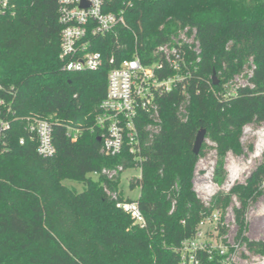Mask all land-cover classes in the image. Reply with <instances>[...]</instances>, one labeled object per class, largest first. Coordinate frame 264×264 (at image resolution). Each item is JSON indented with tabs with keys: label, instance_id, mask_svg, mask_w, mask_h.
<instances>
[{
	"label": "trees",
	"instance_id": "obj_1",
	"mask_svg": "<svg viewBox=\"0 0 264 264\" xmlns=\"http://www.w3.org/2000/svg\"><path fill=\"white\" fill-rule=\"evenodd\" d=\"M12 4L0 15V100L18 118L49 120L56 154L43 159L32 142L19 145L23 132L16 125L10 151L0 158V264H186L179 247L214 213L215 233L226 235L224 217L233 198L236 243L264 255V242L247 237L245 218L264 198V154L243 183L221 190L208 205L192 185L203 155L192 150L200 130L216 146L212 181L221 187L226 155L243 154L242 128L264 124V0H134L127 12L130 30L97 37L91 49L101 52V67L80 72L67 71L59 61L56 0ZM185 25L198 31L199 61L194 54L187 58L189 103L179 92L162 98L160 131L143 142L140 178L129 183L140 188L135 200L145 220L140 227L107 194L123 200L120 173L113 179L93 177L104 168L135 165L127 151L114 158L100 152L96 116L108 72L131 58L134 33L145 58ZM252 66L253 88L239 87L235 96L224 97V84ZM69 129L76 141L66 135ZM66 181L82 191L65 186ZM197 253L198 264L223 259L216 250Z\"/></svg>",
	"mask_w": 264,
	"mask_h": 264
},
{
	"label": "built area",
	"instance_id": "obj_2",
	"mask_svg": "<svg viewBox=\"0 0 264 264\" xmlns=\"http://www.w3.org/2000/svg\"><path fill=\"white\" fill-rule=\"evenodd\" d=\"M14 1L0 0V15L10 10ZM133 5L134 0H56V16L60 27L59 61L63 67L71 72L98 70L102 64V54L100 51L91 49L95 39L114 34L117 29L130 30L127 12ZM133 45L131 58L121 61L107 74V90L99 105L96 128L100 135V152L114 158L127 151L135 163L130 169H138L141 173L139 164L143 157V142L160 131L159 111L162 98L179 92L186 103H189L186 88L190 83L192 72L187 58L189 54H194L198 62L200 47L198 31L189 25L179 27L165 42L155 46L145 58H142L141 44L135 33ZM113 61L111 59L110 63ZM253 69L254 66L246 73L224 84L222 95L226 98L233 97L239 87L252 89L253 86L249 84L248 79L252 78ZM181 112L185 113L184 110ZM16 125H18V131L23 132L18 139L19 145L23 146L26 142H32L35 153L43 159L51 158L56 154L52 136L53 125L49 120L34 117L18 118L11 107H6V103L0 100V158L10 151L9 142L16 130ZM70 132L71 129L66 135L72 141H76V136L71 135ZM241 132V145L249 134L256 136L247 164L256 158L262 159L264 124L257 127L245 125ZM125 170L121 165L113 171L104 168L100 173H94L93 177L98 178L103 175L113 179L118 173L121 177V173ZM203 171V176L199 171L194 172L192 185L197 198L207 205L221 190L228 192L236 184L240 174L239 169L230 164L228 172L231 184L219 187L212 181L214 166L209 170L204 168ZM140 173L135 178H140ZM231 173L235 174L232 178H230ZM107 194L117 208H121L130 216L135 225L145 226V220L136 201L128 202L124 198L118 200L115 193L107 192ZM232 201L238 207L234 198ZM211 218L199 225L194 239L184 241L179 247L178 253L182 263L198 264L197 252L204 251L211 254L213 250H216L223 257L221 264H238L236 261L240 259L236 256L238 254L236 249L241 246L230 245L226 241L228 248L224 243L217 246L206 240L205 225L214 222L216 226L219 220L217 213H214ZM229 249L232 250V254L228 253ZM241 250L244 262L264 264V255H252L245 246H242Z\"/></svg>",
	"mask_w": 264,
	"mask_h": 264
},
{
	"label": "rangeland",
	"instance_id": "obj_3",
	"mask_svg": "<svg viewBox=\"0 0 264 264\" xmlns=\"http://www.w3.org/2000/svg\"><path fill=\"white\" fill-rule=\"evenodd\" d=\"M256 140V136H252L249 134L247 136V139L242 145V149H244L243 154L234 155L232 153H229L226 155L225 158V166L227 170V178L225 181V186L226 184H231L229 181V172L228 168L230 164L235 165L239 171V179L237 183H243L245 179L250 175L252 171L255 170L256 165L260 162L261 159L256 158L253 160L250 164H247V161L249 160L251 154H252V149H249V146H254V142ZM203 155L199 159V161L196 164V169L195 171L201 172V176L204 175V168L207 170L211 169L212 166L215 165L217 159H218V152L216 149V146L214 143H212L206 136L205 141L203 142L202 148H201ZM140 171L138 169H126L121 173V177L119 180V188L122 193V196L125 200H130L132 202H135V200L139 199L140 197V188L136 186L135 188H131L129 186L130 180L135 179V177H138ZM95 179V178H93ZM64 185L76 190L77 192L82 191L83 187L81 185H78L76 183H73L71 181H66L64 182ZM237 208V205L235 202L231 204V206L227 209L226 215H225V222L224 225L227 229L226 232V237L220 238L217 236V233H215L214 228H215V223H207L204 227V231L206 232V240L211 241L213 245L220 246L223 244V239L227 241L228 244L230 245H236V224H235V218H234V209ZM246 220L249 224L248 227V232H247V237L252 240V241H263L264 242V198H259L258 202L256 205L252 206L248 213L246 214ZM242 248V245H240ZM240 247L236 249L238 254L236 255L239 261H236L238 264H248L244 262V259H242V250ZM232 250L229 249L228 253H233L231 252Z\"/></svg>",
	"mask_w": 264,
	"mask_h": 264
},
{
	"label": "water",
	"instance_id": "obj_4",
	"mask_svg": "<svg viewBox=\"0 0 264 264\" xmlns=\"http://www.w3.org/2000/svg\"><path fill=\"white\" fill-rule=\"evenodd\" d=\"M212 80L214 81V85L217 86L218 85V81H216L215 77L213 76L212 77ZM206 139V133H205V130L202 129L198 132V135L196 136V139L194 141V144H193V154L195 156H198L200 151H201V147L203 145V142L205 141ZM100 140V139H99Z\"/></svg>",
	"mask_w": 264,
	"mask_h": 264
},
{
	"label": "bare ground",
	"instance_id": "obj_5",
	"mask_svg": "<svg viewBox=\"0 0 264 264\" xmlns=\"http://www.w3.org/2000/svg\"><path fill=\"white\" fill-rule=\"evenodd\" d=\"M233 175H235V174L231 173V176H230V178H232V177H233Z\"/></svg>",
	"mask_w": 264,
	"mask_h": 264
}]
</instances>
